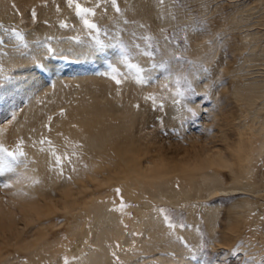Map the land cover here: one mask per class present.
Segmentation results:
<instances>
[{"label": "rangeland", "instance_id": "obj_1", "mask_svg": "<svg viewBox=\"0 0 264 264\" xmlns=\"http://www.w3.org/2000/svg\"><path fill=\"white\" fill-rule=\"evenodd\" d=\"M126 1L116 0L114 5L112 0H72L71 3L69 0H0V7L8 3L13 9L12 15H0V146L15 156V159L6 157L12 170L0 172V228L1 223L10 218L18 227L15 229H19V241L27 243L26 247L15 245L13 240L2 244L0 232L1 262L11 258L34 264L29 254L34 252L39 238L58 243L60 250L56 256L62 257L64 262L76 261L75 257L68 256V251L74 249L72 244L77 241L70 233V222L74 221L71 216L55 211L50 220L44 222L45 227L38 225V230L32 227V222H25L24 211L39 198L38 194H30L32 188L41 185L35 174L36 150H49L46 153L56 161L59 157V178L66 177L71 189L76 190L81 181L95 185L90 182V176V180L86 178V172L94 173L96 163L76 136L82 128L77 123L80 116L75 112L85 102L82 87L86 82L79 80L86 78L96 79L97 88L104 90L93 92L96 100L92 99L98 106L109 101L122 104L121 99L125 97L126 101L128 95L123 90L125 84L132 83V89L128 88L130 97L145 98L135 100L133 110L148 123L155 142L163 143L165 151L166 147L170 149L163 157L167 161L172 159L169 162L173 165H182L185 169L196 166L203 161L201 153L212 146L213 151L220 154L223 165H214L211 170L224 188L231 187L239 179V173L243 175L255 167L249 182L255 183L256 193L196 200L194 204L198 206L214 204L220 207L210 227L200 213L201 207L189 216L190 202L177 207L154 203L146 192L139 197L129 194L118 182L96 189L95 201L109 203V209L118 215L121 232L131 238L142 236L136 226L140 213L134 209L149 202L169 234L186 249L188 261L182 264H264V151L256 165L247 161L256 145H264V122L263 134L254 132L258 128L254 125L260 120L251 122L256 108L264 104V95L251 109L237 97L245 88L253 86L264 93V0H155L161 13L159 20L154 15H131L127 12ZM76 4L93 9L94 14H85L82 18L77 14ZM65 7L70 8V16ZM84 19L94 23L96 28H87ZM15 32H19L22 39ZM200 45L206 46L205 49H200ZM9 50H19V56L33 62L29 66L5 65L2 55ZM176 56L182 60L177 61ZM50 62L58 67L49 65ZM128 64H136L143 69L140 75L152 79L140 83L136 69L129 68ZM112 66L118 70L119 84L112 78ZM28 70L36 73L39 79L36 76L34 79L39 82L33 80V86L30 81L31 84L21 88L20 83L27 80L24 75L27 77ZM177 75L187 76L194 93L182 82L185 95L176 96ZM55 77L61 81L58 89ZM9 88L13 93L7 92ZM168 99L174 106L175 117L168 116ZM174 100L179 102L174 103ZM32 101L42 108L34 119L24 114ZM188 108L196 114L192 115ZM257 115L263 118L264 111ZM221 132L227 137L225 143ZM193 142L197 145L196 153L194 149L186 155L183 149L174 151L173 144L188 148ZM177 155L182 162L176 160ZM81 168L85 170L83 174L78 173ZM75 176L85 178L78 181ZM47 186L42 188L58 195L52 185ZM239 199H247L251 209L240 217L229 209ZM161 209L166 211L161 212ZM90 218L87 207L83 208L77 216L82 221L81 229L84 221ZM186 230L192 234L184 235L182 231ZM118 240L114 239L113 245L121 251L124 247ZM134 247L133 250L139 252ZM234 252L238 254L233 255ZM113 256L119 261L117 255Z\"/></svg>", "mask_w": 264, "mask_h": 264}, {"label": "bare ground", "instance_id": "obj_2", "mask_svg": "<svg viewBox=\"0 0 264 264\" xmlns=\"http://www.w3.org/2000/svg\"><path fill=\"white\" fill-rule=\"evenodd\" d=\"M157 5L155 0L126 1L127 12L131 15H154L159 20L161 13L157 9ZM65 9L67 15L70 16V8L65 7ZM11 11H13V9L8 3H4V5L0 7V15H12L10 14ZM205 47L204 45L199 46L200 49H205ZM18 53L19 50H9L7 54L2 55L4 64L13 66V64L19 63L29 66L33 62L32 59L19 56ZM50 63L49 65H56L52 62ZM51 68L50 66L49 69ZM32 72L33 70H28L26 72L27 77L24 75L27 80L24 78L25 81L22 80L23 82H21L20 79L21 88L22 86L24 88L27 84L32 83L31 85L33 86V83L39 82L36 73L34 74V72ZM50 72L53 73L52 71ZM34 76L38 79L35 80L34 78L36 77ZM33 80H35V82H32ZM55 81L56 88L58 89L61 82L60 78L55 77ZM79 81L86 82L84 87H82V94L85 102L82 104L81 109L77 108L78 112L74 111L80 116L77 123H80L82 128L81 132L76 136L79 137L80 142L84 145V151L86 153L88 152L91 155V160H94L96 163L95 165L91 163L96 169L94 173L86 172L88 175L86 178L89 179L90 176V182L95 185L89 184L87 181H81V184L76 190H73L74 187L71 189L70 185L66 182V177L60 179L61 174L58 172L56 159L52 158V155L49 156V153H46L49 152V150L34 151L35 154H33L37 163L35 174L40 178L41 185L35 186V188H32L33 190L30 191V194H38L39 198L35 197L38 199L36 203L31 204L29 208H25V222H32V227H37L36 229H38V225L45 227L44 222L49 221L51 215L55 211L60 210L62 214L71 216L74 221L70 222V233L77 241H74L72 244L74 249L68 251V256L75 257L76 261H69L67 264H142V262L151 263V261L160 262L161 264H182L187 262L186 249L180 246L181 244L176 242L169 234L167 227L159 219V214L152 209L149 202H143V207H135L134 210L140 213V219L137 221L136 226L141 230L142 236L139 238H131V236H126L121 232L122 227L119 229L118 215H116L111 208L109 209V203H98L95 201V197H97V192L95 190L108 186L111 182H118L119 186L129 194H135V196L139 197L142 193L146 192L154 203L170 204L177 207V205L190 202L192 204L188 208L190 212L189 216L192 215L194 210H198V207H201L200 213L204 220L209 223L208 225L210 227L213 226L212 224L218 216L217 210L220 207L214 204L211 206H198L194 203L196 200L202 199L209 201L226 197L234 198L248 192L256 193V190H253V188H255V183H250L249 180L253 179V172H255V167L253 165H256L255 162H258V158L262 155L264 145H256V148L253 146L255 148L254 153L249 155V159H247L248 156L246 158L250 163L253 162V165L250 167L253 166L254 168H249L250 170L243 175L239 173L237 175L239 179H236L231 187L228 186L224 188L217 174L211 170L214 165H223L222 162H220V154H218L217 151H213L215 148H212V146L201 153V157L203 158L202 162L196 163V166L190 165L187 169H185L184 166V169L181 168L182 165H173L172 162H169L170 160L172 161V159L167 158L168 160L170 159L167 161L166 158L163 157L165 152L167 150L170 151V149L166 147L165 151L163 143L155 142L154 133L149 130L150 127L149 125L147 126L148 123L133 110L135 100L140 101L145 98L143 96L138 97V99L130 97L131 94L128 92V88L132 89V83L128 82L125 84L127 86L123 90L125 94L128 95L126 101H124L125 97L121 99L122 104L109 101V103L105 105L98 106L99 104L93 101V99H95L93 97V92L94 90H104L97 88L95 84L96 79L84 78ZM12 90L13 89L9 88L7 92L13 93ZM263 95V91L259 89L258 86H253L245 88L243 92L241 91L237 94V97H239L240 100H244L248 108L251 109L254 107L255 101ZM166 106L168 116L173 117L175 115L174 106L169 99L166 100ZM39 108L40 107L32 101L26 106L24 114L27 118L31 117V119H34L38 116L37 114L39 112H42V108L38 111ZM70 110H68V112H70ZM263 111L264 104L262 103L256 108L255 115L253 117L251 116L252 123H255L256 120H260L254 125L258 127L257 130L254 131L257 134L262 133V122H264V117H259L257 113ZM72 121L73 120H71V122ZM220 127L222 128V124ZM71 130L73 131L74 129ZM222 137V141L225 143L224 139H227V137L225 136L224 138V133ZM260 142H262V140L258 143ZM81 145H79L80 148ZM196 147L197 145L194 142L190 143L188 148H182L179 145L173 144V148H175L174 151L176 152L179 149H183L184 155L191 149H194V153H196ZM202 148L204 149L205 147ZM170 153L173 154V152ZM60 158H63V155L60 156ZM179 158V156L176 157V160H179ZM179 161L182 162V159ZM84 171V168H81L78 173L81 172V174H83ZM231 172L236 173V171L233 170ZM83 178L85 177L75 176V179L78 181ZM47 184L54 187L58 194L57 196L42 188V186H47ZM246 200L239 199L238 203L234 202V205L229 209L233 210L234 215L239 217L243 216L245 211H251ZM244 202L246 203L244 204ZM85 207H87L89 218H91L88 221H84L85 226L81 229L82 221L78 220L77 216L81 215V210ZM237 216L235 217L237 218ZM44 218L45 220H41ZM84 219L86 218H83V220ZM1 224L2 227L0 228V232L1 239H3L2 244L9 243L13 240L15 245L20 244V247H26L27 243H21L19 241V236L17 235L19 229H15L17 226H14L10 218L7 222ZM182 233L186 236L192 234L189 230L182 231ZM114 239H119L124 249L121 251L120 249L117 250L115 248L116 246L114 247L113 245ZM29 241L30 240L27 242ZM134 246L138 248L139 252L133 250ZM59 250L58 243L55 241L46 242L45 239L39 238L36 240L34 252H31L29 256L34 264H66L62 257L56 256ZM113 255H117L119 261H117L116 257L114 258ZM1 257L2 256H0V264H25L21 260L20 262H16L11 258H7V260L1 262Z\"/></svg>", "mask_w": 264, "mask_h": 264}, {"label": "snow or ice", "instance_id": "obj_3", "mask_svg": "<svg viewBox=\"0 0 264 264\" xmlns=\"http://www.w3.org/2000/svg\"><path fill=\"white\" fill-rule=\"evenodd\" d=\"M69 2L71 3L72 0H69ZM112 3L115 5L116 0H112ZM76 9H77V14L78 15H81L82 18L85 16V14H89V13H93L94 14L93 9H91V8H83L79 4H76ZM117 11H119V8H117ZM33 16H35V13H33ZM84 24L89 29L96 28V25L94 23H90L89 20H87V19H84ZM13 31H15V30H13ZM15 34H16L17 37H19V38L22 39V37L20 36V33L19 32H15ZM146 39L147 40H151L152 38L151 37H146ZM97 43H99V41ZM174 58L177 61H181L182 60V57H179V56H176ZM127 66L129 68L136 69L137 79H138V81L140 83H148L149 80L152 79L151 76L145 77L143 75H140V73L143 71V69H141L140 67H138L136 64H128ZM111 71L113 73V77L112 78L114 80H116V83L117 84H119L120 83V80L117 79V72H118L117 68L114 67V66H112L111 67ZM169 75L171 76L173 74L172 73H169ZM182 82L184 84H186L188 90H191L194 93V89H192L191 82L188 80L187 76L181 77V76L177 75L176 78H175L176 96L183 97L185 95V91L181 89V83ZM149 98H151V97H149ZM178 102L179 101L174 100V103H178ZM187 111L190 112L192 115H195L196 114L195 111L193 109H191V108H188ZM6 157H12L13 159H15V156H14L13 153L7 151V149H4L2 146H0V172H3V171H11L12 170L11 167H10V165L7 164ZM59 162H60V159L58 157L57 158V163H59ZM117 194H119V190H117ZM160 211L161 212H165L166 210L161 209ZM165 219H168V217L165 216ZM232 254L233 255H236L238 253H235L234 252ZM66 264H67V262H66Z\"/></svg>", "mask_w": 264, "mask_h": 264}]
</instances>
